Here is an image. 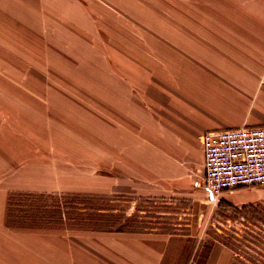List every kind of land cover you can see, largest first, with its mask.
Listing matches in <instances>:
<instances>
[{
  "label": "rangeland",
  "instance_id": "rangeland-1",
  "mask_svg": "<svg viewBox=\"0 0 264 264\" xmlns=\"http://www.w3.org/2000/svg\"><path fill=\"white\" fill-rule=\"evenodd\" d=\"M149 1L101 5L107 10L103 17L96 10L100 6H48L71 12L74 20L58 21L31 5L29 15L43 20L0 15L1 38L6 34V45L15 52L5 54L13 66L3 70L19 81L22 92L36 95L25 103L42 123L35 126L34 160L43 170L37 174L42 186L49 187L25 190L19 188L31 181H0V264H119L122 235L156 239L155 250L162 249L158 240L164 241L160 264H233L229 248L220 242L209 247L217 233L242 232L244 224L264 228V200L237 205L222 192L212 199L199 141L194 138L188 151L176 144L164 148L160 133L171 112L139 106V92L129 80L147 72L149 56L177 75L181 58L178 45L172 51L171 39L179 38L156 37L157 47L149 49L148 38L138 33L149 18L157 28L163 23L196 28L195 11L201 7L195 0ZM87 13L91 21L84 20ZM133 45L144 53H134ZM163 52L177 65L167 63ZM168 152L175 154L168 158ZM250 205L244 218L230 213L232 206ZM227 213L238 220H224ZM170 236L181 241L167 244Z\"/></svg>",
  "mask_w": 264,
  "mask_h": 264
},
{
  "label": "crops",
  "instance_id": "crops-1",
  "mask_svg": "<svg viewBox=\"0 0 264 264\" xmlns=\"http://www.w3.org/2000/svg\"><path fill=\"white\" fill-rule=\"evenodd\" d=\"M195 1L201 5L195 11L198 27L188 25L168 28L163 23V26L159 25L160 28H157L156 19L149 18L147 27L138 33V36L148 38L146 46L149 49L157 47L156 37L179 38L171 39L172 51L176 53V46H179V74L168 64L162 66L154 57L149 56L146 61L147 72L143 75L134 74L137 77L129 81L139 92V106L142 104L152 109L153 105L171 112L170 121H167L160 133V138L165 137L163 147L173 149L178 145L179 149L188 151L195 138L200 143L204 159L202 140L206 132L264 125V86L261 84V80H264V76L261 77L264 73V0ZM135 3L149 5L150 1L0 0V15L16 21L43 20L44 17L36 16V13L29 15L28 8L31 5L41 11V15L49 14L58 21L74 20L70 16L71 12L48 6H100L96 10L103 17L107 10L101 5ZM30 9L33 10L34 7ZM92 17L91 13H87L84 20L91 21ZM132 19L141 18L132 16ZM118 23L116 26L119 29ZM87 29L91 27L87 26ZM7 38L6 34L2 38L0 35V53L4 54L0 55V181H31L27 187L17 188L48 190L49 187L42 186L43 176H37L43 173L41 165L34 160L38 154V133L35 126L42 123L38 122L37 110L26 108L28 105L25 103L29 97L33 99L36 95L22 92V86H16L19 81L3 70L13 66L11 57L5 54L15 53L6 45ZM138 45H133L134 53L143 52ZM164 45L167 46V43L164 42ZM163 53L167 63L177 65V62L173 63L172 58L166 55L168 52ZM134 68L137 69L136 66ZM138 70L140 71L139 68ZM141 110L145 111L144 108ZM40 111L43 113V109ZM165 133H169V136L166 137ZM174 154L175 152H168L166 156L170 158ZM29 155L32 161L27 160ZM168 160L170 163L171 160ZM20 174L29 176L20 177ZM222 193L224 199L237 205L264 200L263 187L242 186ZM2 195L0 192V196ZM155 240L119 236V256L123 260H119V264H160L165 255L166 244L158 240L162 249L155 250ZM165 241L168 244L181 240L177 236H170Z\"/></svg>",
  "mask_w": 264,
  "mask_h": 264
},
{
  "label": "built area",
  "instance_id": "built-area-1",
  "mask_svg": "<svg viewBox=\"0 0 264 264\" xmlns=\"http://www.w3.org/2000/svg\"><path fill=\"white\" fill-rule=\"evenodd\" d=\"M202 142L204 182L214 198L225 190L264 186V125L206 132Z\"/></svg>",
  "mask_w": 264,
  "mask_h": 264
},
{
  "label": "trees",
  "instance_id": "trees-1",
  "mask_svg": "<svg viewBox=\"0 0 264 264\" xmlns=\"http://www.w3.org/2000/svg\"><path fill=\"white\" fill-rule=\"evenodd\" d=\"M250 207L253 206H244L243 208L232 206V209L230 208V213L233 214V212H235L244 218L243 214L245 210ZM231 214L227 213L223 216V219L228 222L232 220L237 221L239 216H232ZM260 221L262 222L261 225H264L263 219ZM254 226H256L257 229L244 224L245 228L241 229L242 232L236 229H232L231 232L227 231L225 234H220L218 232L217 236L210 242L209 247L215 245L216 242H220L229 248L234 254L233 264H264V228L258 224H254ZM98 227L104 229L102 224H99ZM117 231L119 232L121 230L117 228Z\"/></svg>",
  "mask_w": 264,
  "mask_h": 264
},
{
  "label": "water",
  "instance_id": "water-1",
  "mask_svg": "<svg viewBox=\"0 0 264 264\" xmlns=\"http://www.w3.org/2000/svg\"><path fill=\"white\" fill-rule=\"evenodd\" d=\"M210 196H211L212 199L214 198L212 194Z\"/></svg>",
  "mask_w": 264,
  "mask_h": 264
}]
</instances>
